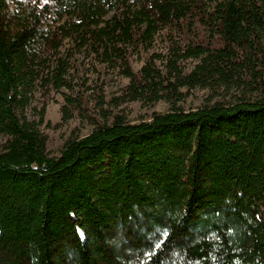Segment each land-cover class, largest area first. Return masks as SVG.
Segmentation results:
<instances>
[{"label":"trees","instance_id":"16d2710c","mask_svg":"<svg viewBox=\"0 0 264 264\" xmlns=\"http://www.w3.org/2000/svg\"><path fill=\"white\" fill-rule=\"evenodd\" d=\"M79 55L167 111L110 114ZM36 91L91 131L50 156ZM0 137V264H264V0H0Z\"/></svg>","mask_w":264,"mask_h":264},{"label":"rangeland","instance_id":"374dc122","mask_svg":"<svg viewBox=\"0 0 264 264\" xmlns=\"http://www.w3.org/2000/svg\"><path fill=\"white\" fill-rule=\"evenodd\" d=\"M162 49V43L157 41L154 48L147 53L141 51L138 55L131 57L129 63L132 71L134 73L138 72L149 55L161 52ZM193 65V61H186L184 63L187 69H191ZM76 66L78 67V76L82 82L86 83L85 89H90L95 85L103 88L105 110L112 115L122 114L129 121L138 122L149 120L153 113H164L168 109V105L163 101L152 106H144L139 102L118 103V98H120L123 88L128 83L127 79L119 76L115 71H105L104 73L101 66L94 64L91 59H85L80 55L77 56ZM74 82H79V80L75 79ZM88 92L87 94L90 93ZM217 99L212 98L207 90L194 89L187 93L181 106L185 110L194 109L203 104L212 103ZM63 104V98L58 93H50L46 99L42 92L36 91L30 106L26 110V116L29 120L38 121V113L45 106L41 130L47 136V151L50 156H56L64 141L71 135L85 136L92 129L86 121H82L79 118H73L67 123H62L61 107ZM91 105L93 106L94 104L91 103ZM2 142L3 139L0 137V145Z\"/></svg>","mask_w":264,"mask_h":264}]
</instances>
